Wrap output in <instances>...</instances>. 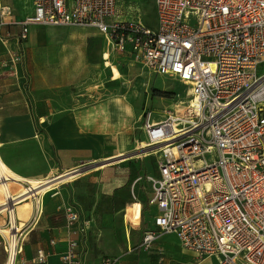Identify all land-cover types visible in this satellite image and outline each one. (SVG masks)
<instances>
[{"label": "built area", "instance_id": "built-area-1", "mask_svg": "<svg viewBox=\"0 0 264 264\" xmlns=\"http://www.w3.org/2000/svg\"><path fill=\"white\" fill-rule=\"evenodd\" d=\"M119 1L32 0L20 35L27 38L30 24L92 26L153 72L189 84L192 98L183 111L168 110L157 120L148 109L142 114L159 173L131 181L122 225L139 236L145 251L161 235L174 233L181 248L216 256L217 264H264V0H155L154 28L144 25L139 10L126 20L113 19ZM11 14V5H0V23ZM68 173L34 180L0 154L5 264H17L24 249L17 207L41 201ZM139 181L152 188L146 204L135 193ZM147 207L153 210L149 225ZM63 219L68 239L56 264H78V240L71 236L80 213L66 205ZM48 256L37 248L29 263L47 264ZM118 259L103 258L101 264Z\"/></svg>", "mask_w": 264, "mask_h": 264}, {"label": "crops", "instance_id": "crops-1", "mask_svg": "<svg viewBox=\"0 0 264 264\" xmlns=\"http://www.w3.org/2000/svg\"><path fill=\"white\" fill-rule=\"evenodd\" d=\"M121 2H118L113 19L126 20L133 11H140L139 8L130 10L122 19L118 16ZM7 4L11 5L12 14L0 23L2 159L21 175L38 180L50 173L70 172L82 165L91 166L94 162L124 154L130 148L135 124L139 119L142 121L144 110L140 114L138 102L122 93L116 83L108 96L89 101V97L97 92L95 87L102 89L100 83L92 80L90 71L101 66L103 43L107 42L108 48L109 43H113L92 26L40 23L28 25L27 38L22 40L21 22L32 13V0H0V5ZM111 79L118 80L117 77ZM154 118L157 120L161 116L157 118L154 115ZM151 154L154 156V168L146 173L158 175L153 148ZM105 173L114 174L111 168H107ZM144 174L132 175L128 180L129 186L118 187L121 192L127 188V195L118 197L121 211L114 204V212L104 214L119 216L121 220L123 203L130 198V183L133 178ZM83 181L82 177H76L48 189L57 192L45 194L41 201L19 205L25 242L17 264H30L29 260L37 248L49 252L47 264L59 262L66 248L68 232L63 216L60 220L51 216L66 205L74 206L80 213L71 236L78 240V264H101V250L115 252L117 247H121L112 225L101 224L88 229L96 219L94 207L90 209V219L83 217L85 208L80 190L84 189ZM123 184L125 182L120 185ZM139 187L144 192H152L147 181H139L135 188ZM70 200L73 203H69ZM150 210L151 207H147L144 213L145 225L152 222V215L148 216ZM51 238L57 240L56 244H50ZM141 250L144 252H140L136 259L126 254L115 264H171L166 260L153 261L159 254L169 251H174L181 258L179 239L174 233L161 235L150 249ZM182 250L188 258L185 264H217L216 256L200 257L191 250ZM194 257L200 260L194 261ZM5 259L0 241V264H5Z\"/></svg>", "mask_w": 264, "mask_h": 264}, {"label": "rangeland", "instance_id": "rangeland-1", "mask_svg": "<svg viewBox=\"0 0 264 264\" xmlns=\"http://www.w3.org/2000/svg\"><path fill=\"white\" fill-rule=\"evenodd\" d=\"M154 1L155 0H122L119 6L118 16L124 19L127 17L128 11L139 8L141 15H143L144 25L148 28H154L157 23ZM27 10L29 11L30 9L27 8ZM109 48L111 65L103 70L90 71L92 80H94L95 83H100L102 89L100 87H95L97 88V92L94 93V96L89 97V101L103 99L108 96L114 88L113 86H115V83L118 84L117 86H120L119 90L121 89L122 93L127 94L131 100L134 99V102H138L141 106L139 109L140 114L143 110L148 109L154 113L155 117L160 118V115L168 110L175 112L183 111L184 107L191 101L192 94L190 92V86L186 82L180 81L177 77L172 75L165 76L153 72V70L148 69L144 65L139 57L133 55L127 47H116L114 44L112 45L109 43ZM112 66L115 67V70ZM99 67L100 66H98V68ZM112 77H117L118 80H112ZM167 80H172L173 85L166 87L165 82ZM135 125L136 127L130 142V148L124 154L119 157L106 158L94 162L91 166L82 165L70 171L55 185L57 186L65 182L73 181L76 177H82L84 179V189H80L83 193L82 206L85 208L83 217L90 219L89 212L90 209L94 207V216L96 219L88 229L94 228L95 225H112L113 231L115 235L119 237V242L121 244V247H117L115 252L113 250H101V254H99L101 259L109 257L121 258L126 254H131L134 259H136L140 252H144L141 250V247H139V236H135L125 229V227L121 225L119 216L104 214L114 212L113 206L116 204L118 205L117 210L121 211V205L119 203L120 198L118 197L127 195V188H125V191L123 189L122 192L120 189L123 188V186H129L128 180L132 175L138 174L139 172H145V174H147L146 172L150 173V169L154 168V156L151 154V148L148 147L145 127L140 119ZM207 158L209 160L211 157L207 155ZM146 165L150 166V168H147ZM107 168H111L114 174H106L105 170ZM81 169H83V171H80ZM154 173L155 172H153V175ZM123 182H125V184L120 185ZM118 187L121 188L118 189ZM56 192L57 191H46L45 194ZM135 193L144 200L145 204L147 203L146 198L152 196V192H144L140 187L135 190ZM92 198L94 199L91 201ZM69 203H73L72 200H70ZM20 206L19 208L17 207L18 220L20 223H23L20 218ZM152 214L153 210H150L148 216ZM62 216L63 210H60V212L51 217L54 220H60ZM129 248L131 251L128 250ZM180 250L181 258L174 251H169L159 254V257H156L153 261L158 262L160 260L164 262L166 260L171 264H185L188 258L182 253L184 250H182L181 246ZM198 260H200L199 257H194V261Z\"/></svg>", "mask_w": 264, "mask_h": 264}, {"label": "bare ground", "instance_id": "bare-ground-1", "mask_svg": "<svg viewBox=\"0 0 264 264\" xmlns=\"http://www.w3.org/2000/svg\"><path fill=\"white\" fill-rule=\"evenodd\" d=\"M102 48H103V52H102V58H101V62H100L101 66L97 70H103V69L107 68L109 65H111L110 58H109L110 49L108 48L107 42L103 43ZM112 68L115 70L114 66H112ZM165 85H166V87L167 86H172L173 85V81L172 80H167L165 82ZM130 227L132 229V232H134V233L139 231V226L137 224H135V223L134 224H130Z\"/></svg>", "mask_w": 264, "mask_h": 264}, {"label": "water", "instance_id": "water-1", "mask_svg": "<svg viewBox=\"0 0 264 264\" xmlns=\"http://www.w3.org/2000/svg\"><path fill=\"white\" fill-rule=\"evenodd\" d=\"M80 171H83V169H81Z\"/></svg>", "mask_w": 264, "mask_h": 264}]
</instances>
